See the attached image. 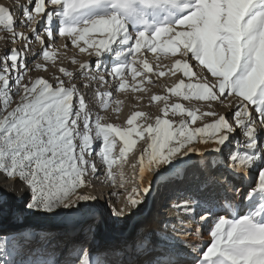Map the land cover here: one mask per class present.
<instances>
[{
	"label": "snow or ice",
	"instance_id": "obj_1",
	"mask_svg": "<svg viewBox=\"0 0 264 264\" xmlns=\"http://www.w3.org/2000/svg\"><path fill=\"white\" fill-rule=\"evenodd\" d=\"M18 7L22 17L19 26L28 28L30 36L17 30L12 10L0 6V26L10 34V42H24L23 51L8 48L0 58V176L16 180L26 190V209L58 214V210L74 208L79 202L95 200L80 192L87 176L99 173L90 157H100L107 176L115 183L111 169L118 162L112 156L116 137L123 142L121 160L134 149V137L148 138L139 161L141 180L152 172L160 180L167 171L183 165L185 158L204 156L205 150L195 147L198 138L204 144L211 141L215 146L210 151L219 155H224L222 149L232 142L233 150L225 156L223 166L241 178L250 176L253 169L256 172L244 197L248 210L231 218L216 216L209 229L212 242L200 252L198 264H264V0H26ZM96 35L102 38L94 39ZM45 36L48 41L66 37L81 52L94 55L95 64H81L85 74L93 67L99 71L106 53L114 56L107 71L111 79L119 78L118 90L127 86L126 69H131L134 78L141 75L133 66L138 62L137 54L152 53L157 60L178 53L190 57L210 74L211 81L207 75L204 82L186 84L181 80L169 91L180 95L181 89H187L185 99L203 101L218 100L225 93L235 96L232 122L219 115L212 123L193 129L190 123L200 117L188 110L190 121L181 120L174 127V122L167 119V107L164 118L157 117L154 124L146 126L136 123L144 116L140 112L127 121V128L102 123L99 115L93 120L84 94L74 84L66 86L58 77L55 85L43 77L23 83L33 40L43 46L40 55L44 59L55 60ZM142 65L146 72L153 71L147 59ZM172 67L182 69L186 77L196 75L186 59L175 60ZM60 71L73 77L64 68ZM164 74L159 72L160 76ZM92 79L108 83L103 75ZM13 93L17 98L14 106ZM106 95L110 97L111 93ZM172 111L185 110L176 104ZM151 188L149 182L137 198H130L131 205L142 203L140 195H147ZM175 207L194 214L203 205L185 200ZM211 215V209H206L198 219L204 222ZM180 224L183 231L177 236L190 234L185 220ZM3 242L8 243L6 238ZM77 264L106 261L81 250ZM157 264L183 261L174 255Z\"/></svg>",
	"mask_w": 264,
	"mask_h": 264
},
{
	"label": "rangeland",
	"instance_id": "obj_2",
	"mask_svg": "<svg viewBox=\"0 0 264 264\" xmlns=\"http://www.w3.org/2000/svg\"><path fill=\"white\" fill-rule=\"evenodd\" d=\"M25 2L26 0H0V6H6L12 10L14 18L17 21L18 31L24 32L26 35H31L28 28L19 26V21L22 17L18 5L24 4ZM93 38L98 40L102 37L96 35ZM45 40L49 44L48 50L55 54V60L44 59L42 55H40L43 46L33 40L30 45V50L27 52V58L39 53L38 57L33 60L31 64V67L37 68L38 74L36 75L34 70L31 71L29 68L24 74L23 83L30 84L41 77L53 83L58 77L65 81L66 86L74 84L78 91L84 94L88 110L93 120L99 115L103 117L102 123L127 128V121L136 112H140L143 113L144 116L138 118L136 123L146 126L149 123L154 124L157 117L164 118V110L167 107V119L174 122V127L178 126L181 120L187 119L190 121V117H187L186 114L188 110L196 112L200 117L195 123H190V127L193 129L204 127L206 124L212 123L219 118V115L227 116L229 121L232 122L231 112L237 106V98L235 96L228 97L227 93H225L226 98L221 97L215 101H203L195 98L185 99L184 94L189 91L187 89H181L180 95L169 91V89L179 84L181 80L186 84L204 82L203 77L207 75L209 77V82L211 81L212 78L210 74L206 73L203 67L190 57H182L179 53L176 56L169 54L167 58L162 56L159 63L160 67H158L157 59L154 55L151 57V53L144 52L143 54H137L138 62L133 66L137 71L141 72V75L135 76L134 78L131 69H126L124 79L127 81V86L124 90H118V78L116 80L110 79L107 71L115 60L114 56L106 53L102 59L107 56V60H103V66L99 71L93 67L89 73L85 74L86 76L73 80V77L65 76L60 69L64 68L67 71L75 69L77 71H83L84 69L81 68V64L86 62L95 64L97 58L94 55L89 56L87 52H81L79 48L73 46L71 41L66 37L57 36L54 40L48 41L45 36ZM10 41V34L0 26V58L6 54L7 49L10 47L18 48L21 51L24 50V42L13 44ZM81 45L83 46V41H81ZM89 51H92V49H89ZM145 59L153 66V71L150 73L143 70L142 61ZM177 59L188 60L193 66L192 71L195 72L196 75L189 78L184 75L182 69L173 68L172 65ZM107 62H110V64L108 65ZM37 65H41L42 67L38 68ZM161 71L165 73L163 76L159 75ZM100 75L105 76L108 83H101L98 79H92V77H98ZM141 81H143L142 84ZM107 93H111V96L109 97L106 95ZM154 96L166 97L167 99L155 101L152 99ZM16 100L17 98L13 93V106ZM73 102L75 105V98ZM176 104L181 105L185 111L183 113L179 111L174 113L172 111V106ZM105 105H107V107H105ZM100 106L103 108L102 110L98 109ZM209 112H216L218 115H205ZM115 139V148L121 152L123 142L120 141L118 137ZM134 139L137 141L134 149L127 153L122 160L119 159L120 155L112 156L117 158V163L123 166V172L118 176V180L132 183L136 192L139 194L142 193L144 183L147 182L146 180L153 172L146 173L144 179H140L139 161L141 150L147 146L149 140L147 137L144 139L134 137ZM95 143L97 142L94 141V144ZM198 143H202L199 141V138L197 142H195V146L198 145ZM230 143L233 144L232 142ZM209 144L213 143L209 141ZM232 150V145L222 149L224 155L218 154V167L228 170L223 166L224 158ZM90 159L96 163L98 170H100V175L96 180H94L96 174L88 175L86 186L81 189L80 192L96 197V199L91 200V202L98 203L103 211L101 214H90V219L88 221L80 222L78 226L72 227L71 230L66 229L63 223L60 222V218L66 210H58V214H53L26 209L25 204L29 196L26 190L16 180H4L3 176H0V186L7 185V187L4 188L8 190L9 194L13 195V198L9 201V206H13L12 211L8 215L6 214L3 221L0 222V229L1 231H5L4 233H7L8 236H12V234L23 230V233L18 235L14 243L10 245H8V243L4 244L3 242L4 238L7 239V237L0 236V264H5V262H7V264H45L49 260L44 259L46 255L44 256L42 254L44 249L51 243L52 245L49 250L53 253V257L50 260L51 264H75L77 263V257L81 250L93 255L94 258H99L104 261H106L104 259L106 254L111 255L112 261H107L106 264H145L149 261L156 260L155 252L150 246L148 249L142 248L139 250L137 246L132 244L127 249V246H125L126 242L121 241L118 246L114 245L107 250H102L99 247L106 241L110 242L108 238L106 240V234L108 236L114 232V236H116L118 228H125L124 225H130L132 218L137 216L136 213L140 210H142V212H147V219L151 221L156 220L155 217L158 215V213H155L156 209L164 208L169 205L168 201L174 193L178 190H182L181 187L184 189L189 188L200 172V167L198 165L195 167L194 165L187 166V168H185V178L183 180L176 174L179 168L170 170L168 175L169 177L171 176L170 181L171 184H173L171 187L165 189L160 198L154 197L155 192L153 191L149 199L145 195H140L139 198L142 200V203L138 206H132L130 198H137L138 194L133 193L131 189H126L125 192L122 193L121 199L116 202L112 198L111 192L114 188V184L110 183L108 179L106 166L96 154H93ZM210 163L211 161L209 160V164ZM255 179L256 172L255 169H253L251 175L246 177V191L248 186L251 185ZM125 182L124 184H126ZM179 182H181V185L178 184ZM164 183H166V180H162L161 184L163 185ZM95 203H93V207L96 206ZM15 205H17V207L13 212ZM79 205L78 203L74 209H78ZM121 205H126L128 207L129 216L124 213L121 215H114V212H122L123 208H121ZM245 213L246 212L243 211L240 212L239 209L233 210V216ZM201 214L202 213H200V215ZM198 217L199 215H197V220ZM39 222L42 223L41 226L30 224ZM136 222H138L137 225H140L138 220ZM50 223H53L54 226L49 227ZM201 224L203 226H212L214 224L213 216L211 215L207 221L201 222ZM147 228L145 231H142L143 233L145 232L144 235L150 234V232L147 233L150 227ZM140 230L141 226H136L131 233L133 238H135L137 233H140ZM21 238H23L24 241L19 245ZM130 249H132L131 256ZM20 251H26L27 255L18 260L16 256H19L18 254ZM137 255L141 256H138L139 258L136 260ZM192 264H198V260Z\"/></svg>",
	"mask_w": 264,
	"mask_h": 264
},
{
	"label": "bare ground",
	"instance_id": "obj_3",
	"mask_svg": "<svg viewBox=\"0 0 264 264\" xmlns=\"http://www.w3.org/2000/svg\"><path fill=\"white\" fill-rule=\"evenodd\" d=\"M40 28H43L42 24L40 25ZM38 55L39 53L28 57L26 61L28 70L29 68L31 69V71L34 70L36 75L38 74V70L36 67H31V64L33 60L38 57ZM152 56L153 54L151 53V57ZM103 60H107V56ZM160 60L161 58L157 60L158 64L160 63ZM107 63L108 65L110 64V62ZM68 71L73 73V80L80 79L81 77L86 76L85 70L77 71L75 69ZM87 73H89V71L86 72V74ZM53 84H56V80L53 82ZM98 109L102 110L103 108L100 106L98 107ZM230 145L233 146V144L231 143H229L227 146ZM214 146V144L209 143H198V145H196L195 147L200 148L201 150H205L204 156L193 154L190 159L185 158L186 162L183 165L179 166V169H177L176 171L177 176H179L181 180L185 178V168H187V166L194 165L195 167L198 165L200 167V172L198 173V175L196 174L197 176L195 177L193 184L190 185L189 188L184 189L181 187L182 190H178L172 195L171 199L168 201L169 205L164 208L156 209L155 213H158V215H156L155 217L156 220L151 221L147 219V212H142V210H140L136 213L137 216L135 217L137 219L133 217L130 225H124L126 229L118 228L116 236H114V232L108 236L106 234V240L108 238L110 242L106 241L105 243L100 245L99 248L102 250H107L112 248L114 245L118 246L119 242L122 241L126 242L125 246H127V249L132 244H134V246H137L139 250H141L142 248L148 249L150 246V248L155 252L156 260L149 261L145 264H157L158 261L174 255H178L179 258L183 261V264H192L193 262H196L199 258L200 252L206 250V248L209 247L212 242L209 234V229L211 226H203L201 224V221H199V219L197 220V215H200V213H204L206 209H211L213 222H215L217 215H224L227 218H231L233 216V210L235 209H239L240 212H247L248 210V203L244 199L245 191L247 188L246 178H241L240 176L233 174L229 170L218 167L219 155L210 151V149H212ZM112 155H120V152L116 148H114ZM209 160L211 161V165L209 164ZM111 171L115 174V183L112 182L111 178L108 177V179L110 183L114 184V188L111 190V192L113 196L112 198L116 202L121 199V195L123 192H125L126 189H131L133 190V193H137L132 183L118 180V176L123 172L122 165L118 163L114 164ZM168 172L169 171H167L164 177L160 180H157L156 172H153L148 177V179L146 180L147 182L144 183L145 187L149 184V182H152V188L150 192L145 195L148 199L153 191L155 192L154 197L160 198L165 189L171 187L173 183L171 184V176L169 177ZM99 175L100 170L99 173L95 175L94 180H96ZM162 180H166V183H164L163 185L161 184ZM124 182L126 184H124ZM180 183L181 182H179L178 184L181 185ZM158 184L159 187L157 188ZM4 187H7V185L0 186V222L3 221V218L6 214L8 215L9 213H11L13 207L9 206V201L13 198V195L9 194L8 190ZM185 200L199 201L200 204L203 205V207H197L194 214H185L182 209H178L175 207L177 203H182ZM93 203L95 202H79L80 205L78 209H66V212H64L62 217L60 218V222L63 223V226H65L66 229L71 230L72 227L78 226L80 222L82 223L84 221H88L90 219V214H101L103 210H101L100 205L98 203H95L96 206L93 207ZM17 205L14 206L13 212L15 211ZM121 208H123L122 213L127 216L130 215L128 211L129 209L126 205H121ZM137 220L139 221L140 225H137ZM181 220H185V222L190 226L188 228V232L190 234L178 237L177 234L183 231L182 225L180 224ZM30 224H34L37 226L42 225L41 222ZM53 226V223L49 224V227ZM136 226H141V230L140 233H137L135 238H133L131 233L136 228ZM147 227H150L147 232H150V234L144 235L145 232L143 233L142 231H145ZM197 228H199V231H196ZM4 232L5 231H1L0 236L7 237L8 240L11 235L8 236L7 233ZM22 233L23 230L12 234V236L8 240V245L14 243L17 236L21 235ZM22 239L23 238L20 239L21 242L19 243V245H21L24 241V239ZM51 245L52 243L44 249L42 254L44 256L46 255L44 259L49 260L45 264H51L50 260L53 257V253L49 251ZM18 255L19 256H16V259L20 260L21 258H24L27 253L26 251H20ZM131 255L132 249H130V256ZM138 256L141 255H137L136 260L139 258ZM104 259L106 260V262L112 261V256L106 254L104 256Z\"/></svg>",
	"mask_w": 264,
	"mask_h": 264
}]
</instances>
